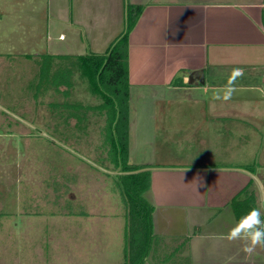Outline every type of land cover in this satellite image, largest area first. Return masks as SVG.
I'll return each instance as SVG.
<instances>
[{
  "label": "crops",
  "instance_id": "1",
  "mask_svg": "<svg viewBox=\"0 0 264 264\" xmlns=\"http://www.w3.org/2000/svg\"><path fill=\"white\" fill-rule=\"evenodd\" d=\"M127 3L143 7L129 34L130 131L135 89H152L156 104L194 103L195 126L211 122L214 146L186 155L173 140L168 153L159 149L143 164L153 207L143 264H264V249L247 254L242 241L228 239L239 211L253 207L247 187L264 219V169L252 139L262 129L245 128L264 115V0H0V15L12 6L17 30L23 22L28 30L41 27L40 39L52 40L48 49L69 48L75 35L81 55L105 53L126 28Z\"/></svg>",
  "mask_w": 264,
  "mask_h": 264
},
{
  "label": "rangeland",
  "instance_id": "2",
  "mask_svg": "<svg viewBox=\"0 0 264 264\" xmlns=\"http://www.w3.org/2000/svg\"><path fill=\"white\" fill-rule=\"evenodd\" d=\"M4 10L0 15V264H121L128 207L117 170L102 148L105 114L89 113L85 126L77 129L74 119L65 121L49 106L65 100L64 87L35 95L40 58L77 56L81 39L72 35L66 43L69 48L48 49L52 40L40 39L41 27L28 30L23 22L24 31L17 30L13 7ZM53 45L59 46L56 40ZM74 82L70 101L101 102L85 77L75 73ZM134 92L131 163L154 162L159 149L164 156L173 140L182 144L179 148L185 147L186 155L214 147L206 128L211 122L195 126L200 121L193 119L194 103L156 104L152 89ZM253 94L261 95L257 90ZM258 116L261 121L246 120L245 128L260 123L262 133L255 131L252 139L258 144L255 163L264 169V115ZM148 190L149 186L143 197L150 201Z\"/></svg>",
  "mask_w": 264,
  "mask_h": 264
},
{
  "label": "trees",
  "instance_id": "3",
  "mask_svg": "<svg viewBox=\"0 0 264 264\" xmlns=\"http://www.w3.org/2000/svg\"><path fill=\"white\" fill-rule=\"evenodd\" d=\"M143 7L126 5V28L110 45L105 53L46 54L40 58L39 72L34 86L38 95L46 90L61 91L65 96L62 102L49 103L53 111L64 116V120H75V127L82 129L91 112L105 114L103 150L106 159L117 170L116 177L121 187L125 203L126 232L124 261L121 264H143L149 250L152 233V207L143 197L150 184V171L142 170L145 166L131 163L129 160L130 132V69H129V34L135 26ZM75 73L85 77L90 90L101 97L95 105L70 101L74 88ZM254 164L245 165L253 171ZM247 203L254 207V192L245 190ZM252 207V208H253ZM250 208V210L252 209ZM250 210L239 211V218Z\"/></svg>",
  "mask_w": 264,
  "mask_h": 264
},
{
  "label": "clouds",
  "instance_id": "4",
  "mask_svg": "<svg viewBox=\"0 0 264 264\" xmlns=\"http://www.w3.org/2000/svg\"><path fill=\"white\" fill-rule=\"evenodd\" d=\"M258 208L243 216L228 234L231 241H242L244 252L252 254L257 248L264 249V219Z\"/></svg>",
  "mask_w": 264,
  "mask_h": 264
},
{
  "label": "built area",
  "instance_id": "5",
  "mask_svg": "<svg viewBox=\"0 0 264 264\" xmlns=\"http://www.w3.org/2000/svg\"><path fill=\"white\" fill-rule=\"evenodd\" d=\"M262 92L264 93V87L261 88Z\"/></svg>",
  "mask_w": 264,
  "mask_h": 264
},
{
  "label": "water",
  "instance_id": "6",
  "mask_svg": "<svg viewBox=\"0 0 264 264\" xmlns=\"http://www.w3.org/2000/svg\"><path fill=\"white\" fill-rule=\"evenodd\" d=\"M247 171V170H246ZM248 172V171H247Z\"/></svg>",
  "mask_w": 264,
  "mask_h": 264
}]
</instances>
